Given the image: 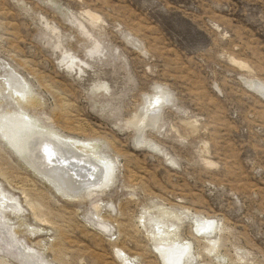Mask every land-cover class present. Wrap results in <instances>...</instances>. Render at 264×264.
Wrapping results in <instances>:
<instances>
[{
    "label": "rangeland",
    "instance_id": "374dc122",
    "mask_svg": "<svg viewBox=\"0 0 264 264\" xmlns=\"http://www.w3.org/2000/svg\"><path fill=\"white\" fill-rule=\"evenodd\" d=\"M11 86L105 167L57 175L0 133V264H169L161 223L181 264H264V0H0V113Z\"/></svg>",
    "mask_w": 264,
    "mask_h": 264
},
{
    "label": "bare ground",
    "instance_id": "6f19581e",
    "mask_svg": "<svg viewBox=\"0 0 264 264\" xmlns=\"http://www.w3.org/2000/svg\"><path fill=\"white\" fill-rule=\"evenodd\" d=\"M10 90H11L10 91L11 96H15V98L13 99H15L18 105L20 106H18L19 109L16 111H12V112L5 111V113H2L3 110L1 111L0 133L2 137L7 140L8 144L11 147H13V150H15L17 153L21 155L29 157L35 163L38 158H41L43 160L42 163L47 164L46 168L48 169H46V171L51 168L52 169L51 172L56 173L58 170L68 167L70 169V172L82 178L83 180H85L86 178L87 180H89L92 179L93 177L95 178L98 177L99 180L101 179V173L103 172L104 170L103 168L105 166L103 167L104 165L102 159L103 157L100 158L95 155L94 150L96 148V145L93 142L84 139H77L74 138L73 136L61 134L58 131L47 126L46 127L40 126L39 124H37V118H35L33 115H30L28 113L29 111L27 110V107L33 105L34 101L31 98H28L29 96L25 95V90L22 88H17L15 86L14 87L11 86ZM21 103L23 104L25 103V104L23 105ZM90 158L91 160H89ZM92 158L95 159L94 160L95 162H92ZM89 163L93 165L91 166L89 165ZM36 164L40 165L41 163H36ZM86 165L89 166L87 167ZM60 171L62 174V170ZM82 171L84 172V175H82L81 173ZM57 173H58L57 175H59V172ZM66 174H68V172H66ZM86 174L87 177H85ZM47 175L51 176L50 173H48ZM13 205H15L13 201L4 198L0 194L1 208L3 206H6L7 208L10 207V209H14V207L11 208V206ZM39 211H40V207H39ZM36 214L39 215V213ZM159 221L157 222L160 224L161 222ZM200 222H201L200 219H196V224L199 225L200 231L210 228L209 220H207L206 227L204 225H201ZM172 227L173 224L164 225L163 223H161V226L157 227V232H154V230H152V232L150 233L151 234L150 237L154 240L155 244L157 245V248L164 253L169 264H181L182 262L181 258L183 256L185 248H183V246L181 245L182 242L177 239L178 237L176 230L171 229ZM172 244L177 245L175 247V250L179 251L178 255L174 256V250L172 249L167 250V248L171 247ZM117 252L122 254L121 256L122 259L121 258L120 259L123 262V264H129L131 262V259L127 255H125V253H123L122 249L118 248ZM27 256L34 263L37 262L36 255L34 253L28 251ZM175 257L176 259H174Z\"/></svg>",
    "mask_w": 264,
    "mask_h": 264
}]
</instances>
